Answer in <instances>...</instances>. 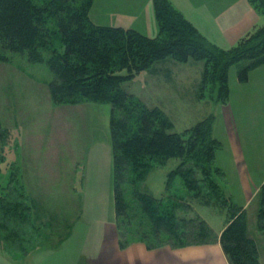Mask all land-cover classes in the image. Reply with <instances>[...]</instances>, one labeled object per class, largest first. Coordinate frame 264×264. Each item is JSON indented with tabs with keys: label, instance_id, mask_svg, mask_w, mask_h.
Wrapping results in <instances>:
<instances>
[{
	"label": "rangeland",
	"instance_id": "1",
	"mask_svg": "<svg viewBox=\"0 0 264 264\" xmlns=\"http://www.w3.org/2000/svg\"><path fill=\"white\" fill-rule=\"evenodd\" d=\"M97 1L102 4L101 0L92 2L91 21L96 26H112L92 20L93 6ZM134 1L141 4V13L144 6L152 2ZM127 2L130 0H106L104 7L113 5L110 10L120 14V7L131 8ZM36 3L46 5L51 0H36ZM137 10L131 9L129 15L136 14ZM261 15L260 25L249 31L253 34L244 46L258 41L256 29L264 24V15ZM205 38L222 50L232 49L238 43L224 48ZM54 45L60 47L61 43L54 41ZM7 56L9 61L0 62V194L9 188L14 193V200L28 210L24 214L27 221L22 231L20 228L18 234L9 238L0 231V264H179L183 257L177 250L219 243L175 247L173 241L164 236L159 244L168 245L152 249V244L157 241L148 242L133 235L140 223L142 228L147 226L146 219H132L130 226L120 227L113 191L111 104L84 101L56 105L49 89L54 75L48 65L31 63L27 55ZM249 63L242 61L233 65L225 85L219 75L216 79L211 77L207 60L179 62L168 58L138 70L122 86L145 107L160 110L169 121V132L187 138L195 134L190 131L199 123L212 122V136L221 142L215 134L216 119L225 117L230 111H241L244 103L249 101L248 88L243 86L249 81L251 71L247 82L238 79L239 69ZM126 68L117 67V70L126 73L129 71ZM106 134L110 148L104 143ZM206 142L211 146L210 139ZM188 147L190 143L184 145V153L190 151ZM47 151L53 154L49 155ZM216 157L214 165L218 167ZM182 162L184 170L213 166L205 159L197 165V160L189 153L182 158L159 157L146 164L145 174L137 182L138 187L158 199L166 197L169 174ZM74 173L76 178L73 179ZM135 180V176L132 178L128 174L123 183L132 207H136L133 199ZM219 180L224 181V173ZM173 184L175 186L169 193L173 200L179 203L180 197L184 196L181 216L205 219L214 235L219 236L220 227L225 222L223 213L199 205L197 199L190 197L193 194L183 187L181 178L176 177ZM19 194L23 200L18 199ZM257 198L258 195L248 212L251 227L258 221L257 203L258 207L260 203ZM185 203H191V206L187 208ZM123 243L125 247L121 248ZM260 246L264 261L261 241ZM163 250L167 255H162L164 252L160 251ZM169 255H172L171 259Z\"/></svg>",
	"mask_w": 264,
	"mask_h": 264
},
{
	"label": "trees",
	"instance_id": "2",
	"mask_svg": "<svg viewBox=\"0 0 264 264\" xmlns=\"http://www.w3.org/2000/svg\"><path fill=\"white\" fill-rule=\"evenodd\" d=\"M93 1L51 0L50 4L40 5L36 0H0V62L9 61L7 54H19L27 55L31 63H46L54 75L49 89L56 105L84 101L111 104L113 191L120 227L130 226L132 219L144 218L147 226L142 228L140 223L133 235L148 242L157 241L152 249L168 245L159 244L164 236L172 240L175 247L218 241L229 264H262L258 245L248 235L246 211L233 202L222 179L219 180L223 172L214 161L222 143L212 136L213 123H199L190 131L195 134L180 138L169 132V121L160 110L145 107L122 84L138 70L168 58L179 62L207 60L211 77L216 79L219 75L225 85L233 65L250 61L238 71L239 81L247 82L250 71L264 65V24L256 29V44L244 46L253 34L250 32L232 49L222 50L208 42L170 0H153L158 25V35L154 38L133 28L94 25L89 16ZM249 1L264 15V0ZM54 41L61 46L54 45ZM117 67H127L129 71L124 73ZM209 139L211 146L206 142ZM189 143L190 151L184 153V145ZM188 153L197 160V165L202 159L208 164L210 160L212 168L184 170L182 162L169 174L168 192L171 194L173 181L179 177L199 205L222 212L225 222L219 236L214 235L205 219L181 216L184 196H178L179 203L169 193L158 199L137 185L151 160L163 156L182 158ZM128 174L136 179L133 189L136 207L128 202L123 187ZM3 191L0 231L9 238L26 225L24 214L28 207L15 201L9 188ZM258 197V227L264 231V184ZM18 199L24 198L19 194ZM189 205L191 203H185V207Z\"/></svg>",
	"mask_w": 264,
	"mask_h": 264
},
{
	"label": "crops",
	"instance_id": "3",
	"mask_svg": "<svg viewBox=\"0 0 264 264\" xmlns=\"http://www.w3.org/2000/svg\"><path fill=\"white\" fill-rule=\"evenodd\" d=\"M101 2L103 5L97 1L92 10V20L97 24L134 28L149 37H157L158 25L153 0L144 6L142 13L141 4H135L134 0H130L127 5L131 8L120 7V14L110 10L113 5L104 7L106 0ZM170 2L205 37L224 48L234 46L250 33V30L259 26L258 23L262 20L261 13L254 9L249 0H170ZM134 8L138 9L136 14L129 15L130 10ZM147 10L149 15L145 17ZM103 12L107 13L103 15ZM244 85L245 89L248 88L249 101L244 103L243 109L239 112H227L222 118L216 117L215 134L223 145L217 154L216 162L224 173L223 183L228 194L236 205L246 211L248 235L256 241L261 263L264 264L260 246V241L264 244L262 239L264 231L259 229L258 221L257 225L251 227L248 216L249 209L264 184V65L252 70L249 81ZM107 136L106 134L104 143L110 148ZM47 154L52 155L53 152L47 151ZM72 177L76 178V173ZM223 229L224 224L220 227L219 234ZM176 252L181 253L183 257L179 264H229L220 243L188 247ZM162 255H167V252ZM171 256L168 258L171 259Z\"/></svg>",
	"mask_w": 264,
	"mask_h": 264
}]
</instances>
